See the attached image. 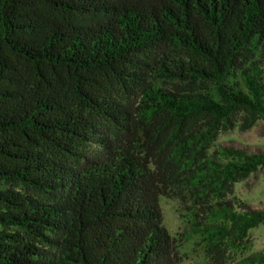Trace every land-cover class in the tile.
Instances as JSON below:
<instances>
[{
	"label": "trees",
	"instance_id": "obj_1",
	"mask_svg": "<svg viewBox=\"0 0 264 264\" xmlns=\"http://www.w3.org/2000/svg\"><path fill=\"white\" fill-rule=\"evenodd\" d=\"M160 46L188 62L145 79ZM257 59L264 0H0V264H180L163 198L208 262L248 253L264 154L215 144L264 122Z\"/></svg>",
	"mask_w": 264,
	"mask_h": 264
},
{
	"label": "rangeland",
	"instance_id": "obj_2",
	"mask_svg": "<svg viewBox=\"0 0 264 264\" xmlns=\"http://www.w3.org/2000/svg\"><path fill=\"white\" fill-rule=\"evenodd\" d=\"M166 56H171L176 62H188V58L184 53L176 52L167 47L160 46L148 53L145 62L149 66L147 68V77L153 75L154 70H158V62ZM258 60V59H257ZM259 61V60H258ZM263 67L264 59L259 61ZM171 91H180L181 93L188 92H210L213 94L214 86L210 83L195 82L191 84L189 81H178L164 85ZM216 147H231L235 149L246 150L251 153L264 154V122H259L255 127L248 131H242L239 128L232 130L220 136L215 144ZM235 195L242 201L249 204L254 210H264V169L256 175L251 176L248 180L237 184L235 187ZM162 213L164 216V224L170 234L176 241L177 259L180 264H241V260L264 250V226L255 229L250 234L252 242L251 250L243 256L231 257L226 262H208L202 250L194 241L189 243L181 242L182 238L179 234L183 231L185 220L184 213L179 210L176 201L163 198L161 201Z\"/></svg>",
	"mask_w": 264,
	"mask_h": 264
}]
</instances>
